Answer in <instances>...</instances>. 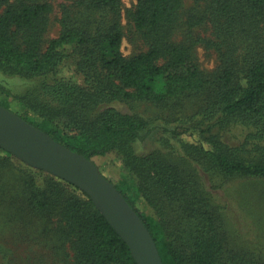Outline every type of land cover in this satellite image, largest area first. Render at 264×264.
Segmentation results:
<instances>
[{
    "label": "trees",
    "instance_id": "16d2710c",
    "mask_svg": "<svg viewBox=\"0 0 264 264\" xmlns=\"http://www.w3.org/2000/svg\"><path fill=\"white\" fill-rule=\"evenodd\" d=\"M120 4L80 0L77 12L63 10L59 35L43 48L51 3L0 0V9L5 7L0 15V71L38 77L34 93L46 101L24 97L26 109L7 100L0 105L88 159L116 154L143 184L135 191L109 180L148 227L164 264H264L235 253L225 256L219 217L199 185L158 153L135 154L133 143L154 130L144 118L115 107H104L93 119L77 116L115 99L176 105L186 99L195 108V122L168 129L182 150L209 174L264 180V51L259 28L264 0L210 1L217 46L221 49L227 41L219 66L210 72L199 67L191 45L170 38L181 0H138L133 22L150 46L132 56L123 53ZM234 128L239 130L233 136L236 142L228 139ZM3 164L0 154V167ZM28 189L33 211L51 216L59 205V239L73 251L76 264H137L127 243L80 188L39 171L31 176ZM140 192L158 208V215L141 208Z\"/></svg>",
    "mask_w": 264,
    "mask_h": 264
},
{
    "label": "rangeland",
    "instance_id": "374dc122",
    "mask_svg": "<svg viewBox=\"0 0 264 264\" xmlns=\"http://www.w3.org/2000/svg\"><path fill=\"white\" fill-rule=\"evenodd\" d=\"M47 1L51 3L52 11L48 15L43 35V48L49 40L59 35L63 10L77 12L80 2ZM210 1L181 0L170 37L174 42L191 45L195 60L205 72L219 66L221 49L226 50L227 46V41H223V48L217 46L216 21L208 8ZM120 3L119 23L124 36L123 53L132 56L147 51L150 39L139 31L133 22V12L138 0H120ZM4 8L0 9V15ZM259 28L264 51V20ZM71 73L65 71L64 74L70 76ZM80 80L82 81V78ZM39 85L38 77L26 78L0 71V100L16 103L26 109L22 99L26 97L29 101H36L34 91ZM38 99L46 102L43 97ZM104 107H115L123 113L141 116L149 123V127L154 128L147 138L133 143L135 154L145 156L158 153L160 158L173 165L181 176L194 185H199L200 193L219 217L225 256L235 253L250 262L264 263V180L246 177L225 178L209 174L182 150L168 129L195 122L192 116L195 108L186 99L183 105H176L175 101L157 103L115 99L80 111L77 116L81 119H93ZM238 132L236 128L232 129L228 139L236 142L233 136ZM0 154L4 158V164L0 167V264H76L73 251L59 239V205L53 209L52 217L50 214L33 211L28 205V183L32 175L42 170L26 164L1 147ZM94 162L114 183L141 191V179L125 167L116 154L96 156ZM42 173L62 181L50 173ZM141 195L140 192L138 197L141 208L154 216L158 215V208L151 207ZM168 207V204L164 205V209Z\"/></svg>",
    "mask_w": 264,
    "mask_h": 264
},
{
    "label": "water",
    "instance_id": "95a60500",
    "mask_svg": "<svg viewBox=\"0 0 264 264\" xmlns=\"http://www.w3.org/2000/svg\"><path fill=\"white\" fill-rule=\"evenodd\" d=\"M0 147L26 164L87 193L96 208L127 243L137 264H164L142 218L92 159L59 143L2 105Z\"/></svg>",
    "mask_w": 264,
    "mask_h": 264
}]
</instances>
